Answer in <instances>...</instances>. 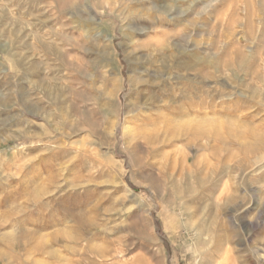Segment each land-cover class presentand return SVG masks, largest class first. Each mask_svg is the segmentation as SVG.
Instances as JSON below:
<instances>
[{"label":"rangeland","instance_id":"374dc122","mask_svg":"<svg viewBox=\"0 0 264 264\" xmlns=\"http://www.w3.org/2000/svg\"><path fill=\"white\" fill-rule=\"evenodd\" d=\"M134 62L165 99L149 112L152 154L124 131ZM57 140L98 142L91 159L67 148L79 188L51 181ZM258 141L264 0H0V264H89L88 244L110 254L91 264H228V252L264 264V150H246ZM82 199L98 217L91 243ZM192 226L209 235L208 260L194 259ZM103 234L122 240L116 252Z\"/></svg>","mask_w":264,"mask_h":264},{"label":"bare ground","instance_id":"6f19581e","mask_svg":"<svg viewBox=\"0 0 264 264\" xmlns=\"http://www.w3.org/2000/svg\"><path fill=\"white\" fill-rule=\"evenodd\" d=\"M133 64H135V62ZM138 64L139 63L137 62L133 66L132 75L130 76V79H129V88H130V91H131L130 94L132 96H134V100L132 99L134 102H132V107H131L132 109H131V111L128 112V114H132V117H133V119L135 121L133 122L132 128L129 129L127 126H125L124 131H128L129 130L130 133L131 132H135L134 133V134H136L135 136L138 137L141 140H144V143L146 144L147 148L149 149V153L152 154V153H156L158 149H157V145L154 142V140H156V139H155V137H154V135L152 133V130H151V126L153 124L152 123L153 118H152V116L150 115L149 112H150L151 107L153 105H155V102L156 103L158 101L162 102V101H165V99L163 98V100H162V98L160 96L159 97L158 96L157 97L155 96V94H154L153 91L157 87H156V84H154V82L150 80L151 79V73H149V71H148L149 69L147 67H145V66L143 68H140L139 69L138 67H136V65H138ZM116 78H118V77L116 76ZM34 79H35V77H34ZM113 92H114V95L113 96L117 97L118 94H119V91L117 90V87H116V89ZM157 94H159V93H157ZM31 104H32L31 110L34 113V115L36 114L43 121H48V118H47L46 114H44V113L41 112L40 108L37 107V104H35L34 102L31 103ZM100 122H101V120H100ZM59 124H60V127L64 128L65 130L69 128V126H66L67 124H62V123H59ZM90 124H92V123H90ZM117 126H118V124L116 123L115 124V128L116 129H117ZM32 130H33V128H32ZM40 130H41V132H44V130H45L44 129V126H42L41 128L35 127L33 131H31V132H29L27 134V136L28 137L38 136ZM74 131L76 132V128H74ZM74 131H72V133ZM115 132H116V130H115ZM30 141L31 140H29V142ZM133 141H135V140H133ZM32 142H34V140H32ZM193 142H195V140L194 141L193 140H189V144L190 143H193ZM54 143H55L56 146L54 148L55 151H54V153L52 155V158L53 157H57L58 160H60L61 162H59V165H57V164H53L52 166L49 165V168L51 170V174L53 173V170L57 173V177H55V178L52 177L51 178V181H53L54 184H56L57 186L60 185V181H64L65 180L68 183V179H66V176L68 175V172L70 170V168L67 165L69 163V161H64L66 158L70 157V153H69L70 151L67 148H71L72 150H74L76 152L78 151V153L82 154L83 156L87 157L88 159L93 158V156L99 150L98 149L99 145H98V142L96 140H86L84 143H82L80 141H71V143H69V144H64V143H61L60 140H57V142L55 141ZM82 144H83L84 147L83 148H79L78 145H82ZM246 150L249 151V152H256L258 150L261 151V150H264V144L263 143L260 144V142H259L256 145L250 147L249 149L246 148ZM259 163H261V160H260ZM39 165L40 166L37 165V166H35L36 168L33 167L32 169H37L38 167H41L42 166V162L40 160H39ZM162 165H163V167H162L161 171L163 173V177L164 178H170V177L175 176V174H176V167L174 166V164H172V162H170L169 160H167L165 162V164H162ZM56 168H58V169H56ZM76 182L77 181H73L71 183H68L67 185L70 188H72V189L79 188V185H75ZM182 186L187 191V180L186 179H183L182 180ZM74 192L76 194V190ZM83 201H84V199H82V202H81L82 203V207H81V210L80 211H82V209H85V208L90 209L88 211V214L90 215V218H89V220L87 222H82L80 220L79 215L78 216H75V219H76L78 225H80V227L83 230H86L84 234L89 237L88 240L85 239L84 242L91 243V242H93L95 240L97 241L98 238H96V237H98L99 235L101 236V232L99 231V227H97V225H96L97 220H98V217H97V214L95 212V207H93L92 204H90V201H86V202H83ZM188 230H189V227H188ZM190 230L194 232L195 237L197 239V242L195 243V249H194V251H195V256H194L195 258L194 259H195V261H197V259H200L199 261H202V260H205V259L208 260L210 258V256H211V250H208L207 249V244L204 241L205 240L204 237L205 236L206 237L209 236L208 233H207V231H205L204 228L203 229H201V228L200 229H198V228L196 229L194 226L190 227ZM186 231H187V224H186ZM103 235H104L103 238L100 237L103 240V242L106 243L109 246V248L112 249V250H110L111 252H113V251L116 252L117 251L116 246L119 245L122 240H120L119 238H116V237H111V236L106 235V234H103ZM89 246H90V244H88V246L85 247L86 249H83L84 252H85V250H87V253H84L83 254V257H84V260L87 261L89 264L92 263L91 262V259H90V256L99 257V258H102L103 257L104 258V257H107V256L110 255V254H103V253H99V254L90 253V251H88V247ZM228 253H229V255H228L227 263L228 264H234V261L230 260L233 257L232 254L230 252H228ZM165 259H167V256H165Z\"/></svg>","mask_w":264,"mask_h":264}]
</instances>
